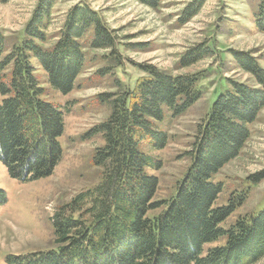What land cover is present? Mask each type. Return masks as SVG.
Masks as SVG:
<instances>
[{
  "label": "trees",
  "instance_id": "trees-1",
  "mask_svg": "<svg viewBox=\"0 0 264 264\" xmlns=\"http://www.w3.org/2000/svg\"><path fill=\"white\" fill-rule=\"evenodd\" d=\"M139 1L154 7L161 0ZM203 1L186 10V19ZM38 3L18 43L10 45L0 30V160L12 178L23 181L51 174L62 153L63 111L44 97V81L36 70L43 69L47 83L68 94L85 67V36L93 48L110 49L112 58L121 59L114 30L85 2L71 7L55 43L44 47L56 2ZM259 11L264 28V5ZM210 53L206 44H198L184 54L181 65ZM233 54L257 85L230 79L217 95L188 152L190 171L170 201L155 200L159 180L149 170H158L161 159L152 152L168 144V132L160 127L168 115L179 116L200 100L203 75H175L142 65L147 75L135 86L117 79L118 91L98 95L110 106V117L87 135L105 139L94 154L95 164L103 168L102 181L57 209L55 248L13 256L9 264H252L263 257L264 207L227 228L223 223L246 198L215 206L223 189L215 177L240 155L251 136L250 124L264 108V68L249 52ZM260 174L251 180L258 183ZM6 199L0 191V207ZM222 237L226 245L204 252L206 244Z\"/></svg>",
  "mask_w": 264,
  "mask_h": 264
},
{
  "label": "rangeland",
  "instance_id": "rangeland-1",
  "mask_svg": "<svg viewBox=\"0 0 264 264\" xmlns=\"http://www.w3.org/2000/svg\"><path fill=\"white\" fill-rule=\"evenodd\" d=\"M39 1L0 0V30L10 45L24 37ZM199 1L161 0L152 7L139 0H55L44 47L55 43L71 7L85 2L114 30L115 49L121 59L117 62L112 58L110 49L93 48L90 37L85 36V67L68 94L52 88L43 69L36 70L44 81V97L63 111L62 153L51 174L31 181L12 178L0 160V191L7 197L0 207V264H9L13 256L55 248L53 217L57 209L102 181L103 168L95 164L94 154L106 144L105 139L102 134L87 135L110 117V106L99 102L98 95L118 91L117 79L126 87L135 86L147 75L142 65L175 75H203L200 100L179 116L168 115L160 124L168 132V144L152 152L161 159L158 170H149L159 180L155 200L170 201L178 193L193 162L188 152L217 95L228 87L230 79L257 85L252 74L240 68L233 51L253 54L264 68V28L258 23L264 0H204L186 19V10ZM202 43L210 48V55L183 67L184 54ZM260 111L250 124L251 136L240 155L224 165L214 180L223 184L215 206L228 205L240 196L246 198L223 223L227 228L239 218L257 215L264 207V108ZM259 174L258 183L253 182L251 178ZM162 209L150 213L158 214ZM226 243L222 237L206 244L204 252ZM252 264H264V256Z\"/></svg>",
  "mask_w": 264,
  "mask_h": 264
}]
</instances>
